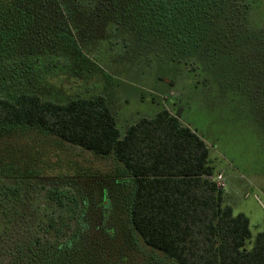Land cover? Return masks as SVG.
<instances>
[{
    "label": "rangeland",
    "instance_id": "1",
    "mask_svg": "<svg viewBox=\"0 0 264 264\" xmlns=\"http://www.w3.org/2000/svg\"><path fill=\"white\" fill-rule=\"evenodd\" d=\"M24 1L1 14L0 97L102 94L122 131L157 109L180 112L210 146L227 203L248 216L251 248L264 231V0L212 2L203 18L212 47L189 55H175L158 22L125 0ZM118 165L38 128L0 129V262L178 264L144 242L124 200L103 188L121 178Z\"/></svg>",
    "mask_w": 264,
    "mask_h": 264
},
{
    "label": "trees",
    "instance_id": "2",
    "mask_svg": "<svg viewBox=\"0 0 264 264\" xmlns=\"http://www.w3.org/2000/svg\"><path fill=\"white\" fill-rule=\"evenodd\" d=\"M15 1L26 5L24 0H0V19L3 12L12 11ZM214 1L125 0L124 8L151 17L152 25L157 21L160 34H156L167 35L175 55L185 54L187 47L190 52L185 55H189L209 42L212 47L203 18L204 13L210 15ZM30 9L29 5L25 11ZM179 113L162 108L154 117L140 118L122 136L102 94L66 102L27 92L15 100L0 97V129L38 128L102 157H115L121 178L117 186L103 182V188L110 186L115 199L124 200L133 228L153 249L178 264H264V231L257 234L251 248L246 247L252 238L250 220L227 203L225 189L213 180L210 146L181 121ZM50 194L63 200L59 190ZM84 200L87 205L92 201L88 192Z\"/></svg>",
    "mask_w": 264,
    "mask_h": 264
},
{
    "label": "built area",
    "instance_id": "3",
    "mask_svg": "<svg viewBox=\"0 0 264 264\" xmlns=\"http://www.w3.org/2000/svg\"><path fill=\"white\" fill-rule=\"evenodd\" d=\"M213 180L218 184L219 187L226 189V182L222 173L214 176Z\"/></svg>",
    "mask_w": 264,
    "mask_h": 264
},
{
    "label": "crops",
    "instance_id": "4",
    "mask_svg": "<svg viewBox=\"0 0 264 264\" xmlns=\"http://www.w3.org/2000/svg\"><path fill=\"white\" fill-rule=\"evenodd\" d=\"M107 99H108V97H106ZM108 102H109V104H110V106H111V102H110V100L108 99ZM111 108H112V106H111ZM162 109V108H161ZM112 110H113V113H114V115H115V112H114V109L112 108ZM160 109H157V111L154 113V115L153 116H147V115H142L141 117H139L136 121H138L140 118H142V117H149V118H151V117H154L155 115H156V113L159 111ZM115 117H116V115H115ZM116 120H117V117H116ZM135 121V122H136ZM134 122V123H135ZM117 124H118V121H117ZM133 124V123H132ZM132 124H130V125H128L125 129H124V131H122L121 129H120V127H119V125H118V127H119V129H120V131H121V135L123 136V135H125V133H126V131H127V129L129 128V126H131ZM227 196V195H226Z\"/></svg>",
    "mask_w": 264,
    "mask_h": 264
}]
</instances>
